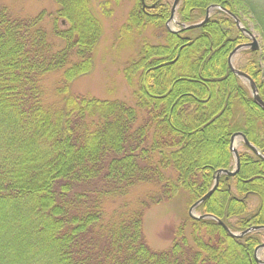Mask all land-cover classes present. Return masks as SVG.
<instances>
[{
	"label": "trees",
	"instance_id": "obj_1",
	"mask_svg": "<svg viewBox=\"0 0 264 264\" xmlns=\"http://www.w3.org/2000/svg\"><path fill=\"white\" fill-rule=\"evenodd\" d=\"M52 1V12L20 16L0 0V264H258L262 230L229 233L264 226V111L228 65L248 40L232 17L214 9L203 25L171 32L169 0L100 2L105 17L132 3L118 30L124 44L147 30L159 40L143 37L121 68L129 104L70 93L93 67L102 25L91 0ZM210 5L259 30L260 50H243L235 67L264 101V0H180L177 23L201 21ZM51 72L60 84L48 104L41 83ZM237 132L259 154L241 143L239 171L222 174L194 209L227 231L188 209L217 170L234 169L229 146ZM139 186L148 189L132 198ZM180 191L187 213L170 245L154 251L144 239V212Z\"/></svg>",
	"mask_w": 264,
	"mask_h": 264
},
{
	"label": "rangeland",
	"instance_id": "obj_2",
	"mask_svg": "<svg viewBox=\"0 0 264 264\" xmlns=\"http://www.w3.org/2000/svg\"><path fill=\"white\" fill-rule=\"evenodd\" d=\"M102 1L104 0H91L94 13L102 25V35L94 50L93 67L87 75L74 79L69 85V90L72 94L88 95L101 99H121L133 104L132 89L124 79L121 68L127 59L138 50L139 43L143 37L150 43H156L158 39L154 38L150 32L151 30H147L143 35L139 37L137 35L132 45L124 44L125 39L121 38L122 40H120L118 38V30L125 21L132 3L123 1L117 7H113L114 12L111 16L105 17L101 15L97 7ZM169 1L171 4L172 0ZM3 3L6 4L12 14L20 16H34L42 10L48 13L56 8L52 0H3ZM245 19L250 31L261 47L259 30L251 19ZM58 25L61 28L67 27L62 21H59ZM168 26L174 31L178 28L174 21L169 22ZM246 49L249 50V47L239 49L231 57V62L234 66H240L244 62L246 56L241 53ZM59 81V72H51L44 76L41 86L45 103L50 104L55 101V90L60 84ZM235 141L234 147L240 148L242 140L236 139ZM147 189L146 186H139L133 192L132 198L141 197ZM187 202L188 197L180 191L172 200L151 205L145 210L142 231L146 244L152 250L161 251L170 245L175 227L187 213ZM255 204V199H252L250 206ZM262 233V240L264 241V231ZM263 256V250L260 249L259 258L262 259Z\"/></svg>",
	"mask_w": 264,
	"mask_h": 264
},
{
	"label": "water",
	"instance_id": "obj_3",
	"mask_svg": "<svg viewBox=\"0 0 264 264\" xmlns=\"http://www.w3.org/2000/svg\"><path fill=\"white\" fill-rule=\"evenodd\" d=\"M180 0H173L172 4H171V8H170V15H169V18L166 22V27L168 30H170L168 28V23L173 20L174 18V15H175V11H176V8H177V5L179 3ZM215 8H218L220 9L221 11H224L225 13H227L229 16H231L233 18V20L235 21V24L237 26V28L242 32L244 33L245 35H247V37L250 39V42L249 43H246V44H240L238 46H236L232 52L230 53L229 55V58H228V65L231 69V71L236 75L238 76L239 78L243 79L244 81H246L249 85V88H250V91H251V95H252V98H253V101L264 111V101H262V99L260 98L259 94H258V89L255 85V83L252 81V79L246 74L244 73L243 71L241 70H238L236 69L233 65H232V62H231V57L241 48H245V47H249L250 51H258L259 50V45H258V41L256 39V37L252 34V32L248 29H246L244 26H242V24L240 23V20L234 15L232 14L230 11H228L227 9L223 8V7H220L218 5H210L207 9H206V12H205V16L203 18L202 21L198 22V23H195V24H190V25H187V26H183L180 30H184V29H192V28H196V27H199L201 25H203L209 18L210 16V11L212 9H215ZM241 139L243 141V143L248 146L255 154H259V152L257 151V149L251 145L247 139L244 137V135L240 132H237V133H234L231 138H230V151L232 152L233 156H234V160H235V167L232 171H228V170H222V169H219L215 172V175H214V184L213 186L211 187V189L206 193L204 194L200 199H198L193 205H191V207L189 208V215L192 216V217H195L193 215V210L194 208L199 205L201 202H203L206 198H208L209 196H211L213 194V192L215 191L216 187H217V184H218V180H219V177L224 174L226 175L227 177L229 176H233L235 175L238 171H239V168H240V163H239V154H238V150L234 147V143H235V140L236 139ZM260 157L262 159H264V155H260ZM199 218H211V219H214L216 220L217 222H219L223 227L224 229H226L228 231V228H226L224 226V224L218 220L216 217H213L211 215H203ZM260 229H263L264 230V226H252L248 229H246L245 231L241 232L240 234H235V233H232V232H229L232 236H242L248 232H251V231H256V230H260ZM264 248V242L257 246L256 249H255V252H254V259L255 261L258 263V264H264V260L260 259L257 257V251Z\"/></svg>",
	"mask_w": 264,
	"mask_h": 264
},
{
	"label": "bare ground",
	"instance_id": "obj_4",
	"mask_svg": "<svg viewBox=\"0 0 264 264\" xmlns=\"http://www.w3.org/2000/svg\"><path fill=\"white\" fill-rule=\"evenodd\" d=\"M236 142V141H235ZM257 256L259 257L260 256V250L257 251Z\"/></svg>",
	"mask_w": 264,
	"mask_h": 264
},
{
	"label": "flooded vegetation",
	"instance_id": "obj_5",
	"mask_svg": "<svg viewBox=\"0 0 264 264\" xmlns=\"http://www.w3.org/2000/svg\"><path fill=\"white\" fill-rule=\"evenodd\" d=\"M247 42V41H246Z\"/></svg>",
	"mask_w": 264,
	"mask_h": 264
}]
</instances>
